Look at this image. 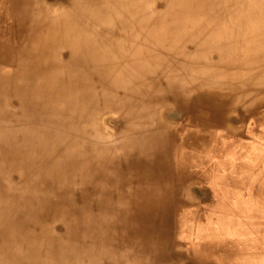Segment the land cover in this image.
Instances as JSON below:
<instances>
[{
  "label": "bare ground",
  "instance_id": "obj_1",
  "mask_svg": "<svg viewBox=\"0 0 264 264\" xmlns=\"http://www.w3.org/2000/svg\"><path fill=\"white\" fill-rule=\"evenodd\" d=\"M0 264H264V0H0Z\"/></svg>",
  "mask_w": 264,
  "mask_h": 264
},
{
  "label": "rangeland",
  "instance_id": "obj_2",
  "mask_svg": "<svg viewBox=\"0 0 264 264\" xmlns=\"http://www.w3.org/2000/svg\"><path fill=\"white\" fill-rule=\"evenodd\" d=\"M176 111V110H175ZM174 110H173V113L175 112ZM237 113V114H236ZM232 117H233V119H232ZM230 119H231V121L230 122H232L233 123V125L236 127V129H237V131L238 132H242L243 131V127L241 126V124H242V122H243V120L241 119V116H240V114L238 113V112H235V113H233L232 114V116H230ZM238 119V120H237ZM175 120H177V122L179 121H181V119H176V117H175ZM240 120V121H239ZM239 122V123H238ZM238 123V124H237Z\"/></svg>",
  "mask_w": 264,
  "mask_h": 264
}]
</instances>
